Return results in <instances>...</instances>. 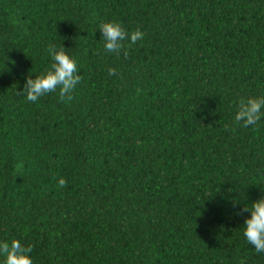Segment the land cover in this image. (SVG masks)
<instances>
[{
	"label": "trees",
	"instance_id": "obj_1",
	"mask_svg": "<svg viewBox=\"0 0 264 264\" xmlns=\"http://www.w3.org/2000/svg\"><path fill=\"white\" fill-rule=\"evenodd\" d=\"M107 22L145 33L127 58ZM50 44L82 81L28 102ZM260 97L264 0H0V241L33 264H264L237 215L264 197V117L225 129Z\"/></svg>",
	"mask_w": 264,
	"mask_h": 264
},
{
	"label": "clouds",
	"instance_id": "obj_2",
	"mask_svg": "<svg viewBox=\"0 0 264 264\" xmlns=\"http://www.w3.org/2000/svg\"><path fill=\"white\" fill-rule=\"evenodd\" d=\"M99 31L102 35L105 52L114 53L117 57L123 52V56L127 58V49L145 37V33L138 28L129 32L119 22L102 23L99 25ZM125 41L128 42L127 45L124 43ZM47 52L52 60L50 68L35 79L29 76L23 91L17 92V95H26L28 102L35 103L41 97L58 91L61 102L71 101L74 91L82 81V77L78 74L77 62L67 54L62 45L57 48L50 44L47 47ZM108 74L110 76L120 75L114 68H109ZM262 109H264V97L241 99L232 122L233 126L229 128L226 125L225 129L235 132L237 127L256 126L264 117ZM66 186L67 181L60 178L58 187L65 188ZM244 212L251 214V217L244 221V236L257 253H264V197L253 202L251 207L245 205L237 215H242ZM32 251V245L25 246L17 239H12L10 242L0 241V256L4 257V264H33L29 255Z\"/></svg>",
	"mask_w": 264,
	"mask_h": 264
}]
</instances>
